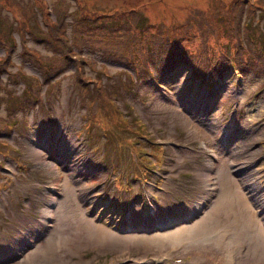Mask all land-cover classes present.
I'll list each match as a JSON object with an SVG mask.
<instances>
[{
  "label": "rangeland",
  "instance_id": "rangeland-1",
  "mask_svg": "<svg viewBox=\"0 0 264 264\" xmlns=\"http://www.w3.org/2000/svg\"><path fill=\"white\" fill-rule=\"evenodd\" d=\"M58 2L0 0V264H264L255 200L264 197V60L248 73L199 79L187 64L141 77L125 62L148 66L206 26L214 57H256L263 0H68L70 16L57 10L61 25L45 30L57 28L45 25L51 7L65 11ZM254 21L261 31L245 47L239 38L247 41ZM36 23L54 40L27 34ZM194 91L196 106L212 100L206 119L188 107ZM74 212L102 226L89 234ZM177 228L189 234L168 238Z\"/></svg>",
  "mask_w": 264,
  "mask_h": 264
},
{
  "label": "trees",
  "instance_id": "trees-1",
  "mask_svg": "<svg viewBox=\"0 0 264 264\" xmlns=\"http://www.w3.org/2000/svg\"><path fill=\"white\" fill-rule=\"evenodd\" d=\"M59 3H62V1L61 0H59V2H58V5H59ZM84 4V3H83ZM56 6H57V4H55ZM85 5V4H84ZM89 5V4H88ZM88 5H86L87 7H89ZM62 7V6H61ZM80 7V6H79ZM63 9H65V5L63 6ZM57 10H59V13H62L61 15H66L67 14V12H65V11H60V8H55V11H57ZM89 10V9H88ZM134 9H130V11H133ZM89 11H91V10H89ZM34 14L36 15V13H35V11H34ZM88 14V13H87ZM87 16H85V18H83V19H87L86 18ZM57 19H58V17H57ZM51 23H47L49 26H51L52 27V25H54V26H56L57 28H54V27H52L53 29H50V30H55V29H58V27L61 25V23H62V20H59V21H54V20H52L51 19ZM39 23H36V25H37V27H34V28H36V29H41L40 27H39V25H38ZM142 24L140 23V21H139V19L136 21V23H135V27L137 28V29H141V26ZM257 29H255V28H252L251 29V33H249V35H248V33H247V41H248V45H252L253 44V42H254V39H256V35H257V30L260 32V29L258 28V27H256ZM62 29H64V28H62ZM54 37L55 36H53V35H50L49 33H48V36L46 37V40H48V41H53L54 40ZM56 37L59 39V38H62V39H66L65 38V36L63 35V34H57L56 35ZM44 38H45V36H44ZM261 41L262 40H260V41H258L259 42V44L256 46V45H254L253 46V49H254V54L256 55V59H257V63H255V62H253V65L255 66V68H257L258 66H259V69H260V60H264V46H263V48L261 47ZM127 59H129V61H125L126 63H128L129 65H131V67H138L139 68V74H141L140 76L142 77L144 74H146V73H149V71H150V68H149V66H143L141 63H140V66H138L137 65V63H136V58L134 57V56H132L131 58H127ZM79 60H81V57H79ZM78 60V61H79ZM85 60V59H84ZM86 62V61H85ZM250 63H251V61H250ZM194 64L195 65H197L196 63H195V61H194ZM219 65V62L217 61V62H215L214 64H213V67H216V66H218ZM251 65H252V63H251ZM80 67L82 68V66H81V64H80ZM83 69V68H82ZM45 77V80H48L49 79V76H47V75H45L44 76ZM84 79H85V81L86 80H89V78H86V77H82L81 75H79V80H82V81H84ZM128 79H129V82H131L132 81V79H133V76L131 75V74H128ZM94 82L96 83V85H95V92L96 91H99L100 89H103L102 88V86L100 85V84H98V82H97V80H94ZM37 84L39 85V80H37ZM37 91V88L35 89V92Z\"/></svg>",
  "mask_w": 264,
  "mask_h": 264
},
{
  "label": "bare ground",
  "instance_id": "bare-ground-1",
  "mask_svg": "<svg viewBox=\"0 0 264 264\" xmlns=\"http://www.w3.org/2000/svg\"><path fill=\"white\" fill-rule=\"evenodd\" d=\"M251 169V168H250ZM246 170V169H245ZM251 171V170H250ZM243 174V173H242ZM257 174V173H256ZM230 176V175H229ZM245 176H246V174H245ZM256 176H255V173L253 172V173H250V175H249V177L248 178H251V179H254ZM257 179V178H256ZM255 179V180H256ZM255 183L254 182H250V187H251V189H252V191L255 189ZM250 191V190H249ZM252 194V193H251ZM250 196V195H249ZM221 198V197H220ZM249 198V197H248ZM250 198H252V197H250ZM255 198V197H254ZM226 199V198H225ZM235 199V198H234ZM239 199V198H238ZM237 199H235L234 200V202L236 201ZM256 203H257V206H258V210L259 211H262V212H264V197H262V196H260V195H258L257 197H256ZM238 201V200H237ZM222 202V201H221ZM230 202H231V200H230ZM253 202V201H252ZM251 202V203H252ZM238 203V202H237ZM240 203V202H239ZM250 203V205H252ZM255 203V202H254ZM243 205V204H242ZM247 206H249V205H247ZM224 207V206H223ZM226 207V206H225ZM244 207V206H243ZM227 208V207H226ZM240 208H241V206H240ZM249 208H250V206H249ZM232 209V208H231ZM245 209V208H244ZM227 210V209H226ZM252 210V209H251ZM230 211V210H229ZM233 211V210H232ZM243 211V210H242ZM259 211H255V213H253V216L252 217H254V214H258L259 213ZM46 212H47V214H45V216L46 215H49L50 213H49V210L48 209H46ZM206 212V211H205ZM244 212V211H243ZM252 212H254V210L252 211ZM231 213V212H230ZM235 214H236V212H235ZM72 215L73 216H76L77 217V215H79L78 217L80 218V220H78L77 222H79V226H80V228H82V229H86L87 231L88 230H91L90 228H92V230L91 231H89L88 233L89 234H91L92 232H93V230H94V228H100L97 224H95V223H92L91 222V224L89 223V220H86L84 217H82L81 215H80V213H72ZM225 215V214H224ZM239 215V214H238ZM229 216V215H228ZM235 216V215H234ZM233 216V217H234ZM249 216V215H248ZM256 216V215H255ZM225 217V216H224ZM223 217V218H224ZM227 217V216H226ZM247 217V216H246ZM261 217V216H260ZM262 217H264V215L262 216ZM261 217V218H262ZM239 218V217H238ZM242 218H245V215L242 217ZM258 218V217H257ZM261 218H259L260 220H261ZM221 219H222V217H221ZM225 219V218H224ZM235 219H237V217L235 218ZM251 219V218H250ZM219 221H220V219H219ZM232 221V220H231ZM243 221V220H242ZM216 222V221H215ZM221 222V221H220ZM233 222V221H232ZM240 222V221H239ZM246 222H249V221H247L246 220ZM217 223H218V221H217ZM223 223H225V222H223ZM229 223H230V221H229ZM245 223V222H244ZM259 223V222H258ZM84 224H86L87 226H84L83 227V225ZM221 224V223H220ZM256 224V223H255ZM219 225V224H218ZM217 225V226H218ZM231 225V224H230ZM240 225V224H239ZM261 225H264V219H263V221H261ZM186 226V225H185ZM195 226H196V224H195ZM223 226V225H222ZM229 226V225H228ZM181 227H183V226H181ZM194 227V226H193ZM198 227V226H197ZM216 227V226H215ZM221 227V226H220ZM226 227V226H225ZM232 227H234V225L232 224ZM240 227V226H239ZM104 228V227H103ZM186 228V227H185ZM188 228V227H187ZM196 228V227H195ZM200 228V227H199ZM214 228V227H213ZM243 228H245V224H244V226H243ZM264 228V227H263ZM184 229V228H183ZM189 229H191L190 231H192L193 230V228H189ZM217 229H218V227H217ZM237 229V228H236ZM103 230V229H102ZM196 230H198V229H196ZM204 230V229H203ZM238 230V229H237ZM259 230V229H258ZM104 231H106V230H104ZM103 231V233H105ZM185 231H186V229H185ZM201 230H199V232H200ZM184 233V231H182V228L181 229H176V230H174L173 232H168L169 233V236H168V238H172V239H177V241L179 240H181L180 238H181V233ZM189 232V231H188ZM188 232H185L186 234H189ZM193 232V231H192ZM198 232V233H199ZM204 232V231H203ZM214 232V231H213ZM256 232H257V229H256ZM255 232V233H256ZM259 232V231H258ZM107 233V232H106ZM109 233V232H108ZM184 233V234H185ZM263 233V232H262ZM88 234V235H89ZM167 234V233H166ZM184 234H182V235H184ZM190 234H191V232H190ZM193 234V233H192ZM200 234V233H199ZM212 234V233H211ZM49 235V234H48ZM129 235V234H128ZM136 235V234H135ZM144 235V234H143ZM160 235H162V234H160ZM195 235H196V233H195ZM260 235H262V234H260ZM114 236V235H113ZM126 236V235H125ZM132 236V235H131ZM137 237H138V234L136 235ZM150 236V235H149ZM209 236V235H208ZM127 237V236H126ZM133 237V236H132ZM151 237H153V234L151 235ZM155 237H156V235H155ZM154 237V238H155ZM160 236L158 235V238H159ZM162 237V236H161ZM186 237H187V235L186 236H184V238L186 239ZM190 237V236H189ZM197 237V236H196ZM202 237V236H201ZM47 238H48V236H47ZM109 238V237H108ZM121 238H124V237H121ZM163 238V237H162ZM198 238V237H197ZM97 239V238H96ZM101 239V238H100ZM110 239V238H109ZM129 239V237L127 238V240ZM134 240L136 239L135 237L133 238ZM143 239V238H142ZM156 239V238H155ZM210 239V238H209ZM99 240V239H98ZM147 240H149V239H147ZM146 240V241H147ZM154 240V239H153ZM153 240H151V241H153ZM158 240V239H157ZM156 240V241H157ZM187 240V239H186ZM189 240V239H188ZM192 240V239H191ZM196 240V238L194 239V240H192V241H195ZM198 240H199V238H198ZM232 240V239H231ZM102 241V240H101ZM160 241V240H159ZM174 241V240H173ZM176 240H175V242H177ZM230 241V240H229ZM103 242V241H102ZM131 242V241H130ZM136 242V241H135ZM147 242H149V241H147ZM164 242V241H163ZM174 242V243H175ZM181 242H183V241H181ZM181 242H179V243H181ZM120 243V242H119ZM123 243V242H122ZM155 243V242H154ZM156 243H158V242H156ZM155 243V244H156ZM167 243H170V242H167ZM178 243V242H177ZM100 244V243H99ZM133 244H136V243H133ZM142 244V243H141ZM159 244V243H158ZM158 244H156V245H158ZM160 244H161V241H160ZM159 244V245H160ZM163 244V243H162ZM143 245V244H142ZM145 245H146V243H145ZM165 245V244H164ZM118 246V245H117ZM171 246V245H170ZM165 247V246H164ZM248 249V248H247Z\"/></svg>",
  "mask_w": 264,
  "mask_h": 264
}]
</instances>
